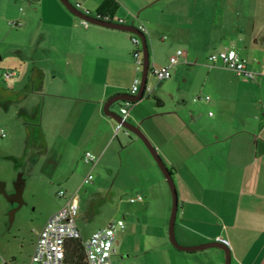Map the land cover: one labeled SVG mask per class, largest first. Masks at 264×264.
Segmentation results:
<instances>
[{"label":"crops","instance_id":"0c3cea01","mask_svg":"<svg viewBox=\"0 0 264 264\" xmlns=\"http://www.w3.org/2000/svg\"><path fill=\"white\" fill-rule=\"evenodd\" d=\"M68 1L125 25H145L150 70L169 66L173 73L130 103L127 121L140 125L173 174L179 196L178 243L196 247L222 242L231 251V264H264V75L248 81L209 60L215 52L232 49L246 58L250 70L264 72L259 50L264 25L258 20L264 16V0ZM1 5L10 20L24 24L9 33L18 40L7 46L0 61L6 56L16 60L18 90L30 88L17 103L20 109L40 108L46 150L34 170L55 157L52 169L69 195L79 197L89 185L100 203L129 193L144 198L128 200L133 219L118 232V264H226L221 249L185 252L173 246V198L164 175L144 143L129 140L124 130L116 135L117 122L104 113L108 100L132 96L141 75L131 33L84 28L60 0H1ZM160 42L167 44L166 61L160 60ZM182 48L186 57L171 66L170 59ZM39 71L43 85L38 91ZM198 95L210 100L194 102ZM125 105L118 102L111 111L122 116ZM86 152L97 156L95 164L83 161ZM78 173L82 179L76 182ZM89 175L93 180L85 184ZM98 229L88 232L85 225V238Z\"/></svg>","mask_w":264,"mask_h":264},{"label":"rangeland","instance_id":"374dc122","mask_svg":"<svg viewBox=\"0 0 264 264\" xmlns=\"http://www.w3.org/2000/svg\"><path fill=\"white\" fill-rule=\"evenodd\" d=\"M258 20L263 26L264 16L259 17ZM14 21L10 20L9 14H7L5 7L1 5L0 0V56L9 44L18 40L15 35L9 36V33L13 30H21L24 27V24L23 27H13L11 23ZM262 29L264 30L263 27H261ZM159 44L162 47L160 60L166 61L168 51L165 47L167 44L163 42ZM254 48L256 46L252 45L253 50ZM259 50L264 56V44L259 47ZM254 51L257 52L258 50L255 49ZM6 71H16V76L20 72L16 60L7 56L0 61V130L4 129L8 133V137L0 141V183L5 185L6 194L14 197L16 195V183L22 178V175L25 176L24 178L27 181L20 198H17L16 201L7 197L0 190V256L9 264H30L38 237L37 233L41 231L48 218L60 211L65 205V199L59 198L58 194L60 191L66 192L67 190L64 183L58 180L57 174H54L55 171L52 169L55 164V157L52 160L44 159L41 161L42 163L40 162L38 168L34 170L40 158L33 163L30 162L29 155L33 151V146L29 149L27 145L32 137L31 128L32 130L37 128L39 121L37 118H32V115L31 118L23 116L17 104L24 100L26 92L29 93L30 88L27 91H19V78L4 79L3 73ZM152 83H157V79L150 72L148 87ZM7 90L15 92L9 94ZM31 112L32 109H30V114H32ZM123 132L120 133V138L123 137ZM129 136V140L130 138L133 140L138 139L131 133H129ZM44 145L45 141L41 135L36 146L39 148ZM26 150H28L27 156L25 155ZM80 179L82 178L78 173L74 177V181L78 182ZM22 180L24 179L22 178ZM78 193L82 211L77 222L84 239H87L83 230L85 225L89 232L93 229L104 228L112 221L121 219L128 224L133 219L134 206L128 201L130 198L136 197L133 193L122 197L121 200L116 199L108 203H100L98 197L94 198L89 185ZM121 245L120 250H122Z\"/></svg>","mask_w":264,"mask_h":264},{"label":"built area","instance_id":"2783aa9c","mask_svg":"<svg viewBox=\"0 0 264 264\" xmlns=\"http://www.w3.org/2000/svg\"><path fill=\"white\" fill-rule=\"evenodd\" d=\"M74 8L86 18L125 25V22L121 19L114 20L108 16L102 15L101 13H93L88 9H84L81 4H75ZM80 24L84 28H88L92 25L86 19H80ZM11 25L13 27H23V23L18 21L12 22ZM137 29L140 33L145 35L147 34L148 30L145 25L140 24ZM130 40L135 47V64L138 71L141 73V75L135 79L131 88V95L135 96L139 93L142 84L144 54L141 38L138 35L131 33ZM183 57H186V50H178L176 55L170 59V65L174 66L178 64L179 59ZM209 60L212 65H221L248 81L255 80L260 75H264V72L258 73L250 70L248 68L246 58L236 50L225 49L223 51L215 52L209 57ZM150 72L159 82L172 78V72L169 66L151 69ZM16 75V71H6L3 73V78L12 79L16 77ZM151 92L152 89L147 85L145 93L150 94ZM203 99L206 101L210 100L208 96L203 97L198 95L194 97V102H199ZM125 103L126 105L121 108V113L124 118L123 120L127 121L130 102ZM123 130L122 124L117 123L116 135ZM7 137L8 133L4 129L0 130V141L6 139ZM97 160V156L91 152H86L83 155V161L86 164H95ZM92 180L93 176L89 175L84 180V183L89 184ZM58 196L59 198L65 199V205L60 209V211L52 215L47 220L41 231L37 233L38 237L30 264H68V254L71 253L73 249L72 245L76 241L81 242L85 256V264H118L115 262L114 256L116 253L118 232L119 230H123L125 228L124 221H112L105 228L98 229L89 238L84 239L77 222L81 208L79 197L76 195H69L65 191H60ZM143 200L144 198L142 196L130 198L131 203ZM0 259V264H9L1 256Z\"/></svg>","mask_w":264,"mask_h":264},{"label":"water","instance_id":"95a60500","mask_svg":"<svg viewBox=\"0 0 264 264\" xmlns=\"http://www.w3.org/2000/svg\"><path fill=\"white\" fill-rule=\"evenodd\" d=\"M64 6L72 12L75 16H77L80 19H86L89 21L92 25L108 28V29H114V30H119V31H124V32H129L135 35H138L141 40H142V45H143V54H144V66H143V73H142V84L140 91L137 95L135 96H130V95H119L115 96L114 98L108 100L104 104V113L108 116L113 118L117 123L122 124V127L124 131H126L127 134L131 133L135 135L139 140H141L152 157L154 158L156 164L160 168L162 174L164 175L170 190L172 192V198H173V208H172V214L170 218V224H169V238L170 242L173 244L174 247L181 251L185 252H195V251H200V250H206V249H211V248H218L221 249L225 252L226 254V264H231V251L228 248V246L222 242H210L201 246H196V247H184L181 246L175 236V224H176V217H177V212H178V205H179V196H178V191L176 187V183L173 177L172 172L168 168V166L165 164L164 160L162 157L159 155L158 151L156 148L152 145V143L149 141V139L146 137L144 132L142 131L140 125H134L130 123L129 121H124L123 117L112 112L111 107L118 103V102H133L136 103L142 98H144V93L145 89L148 85V75L150 73V50L148 46V41L147 37L145 34H142L138 31V29L135 26L132 25H120V24H115V23H110V22H103V21H97L91 18H86L84 17L80 12H78L74 6L68 1V0H60ZM0 190L10 199L13 201H16L17 198H20L24 188H23V180L22 178L16 183V195L14 197H10L9 195L6 194L5 191V185L0 183Z\"/></svg>","mask_w":264,"mask_h":264},{"label":"trees","instance_id":"16d2710c","mask_svg":"<svg viewBox=\"0 0 264 264\" xmlns=\"http://www.w3.org/2000/svg\"><path fill=\"white\" fill-rule=\"evenodd\" d=\"M35 84H36V90H41L42 85H43V74L42 72H37L36 73V77H35ZM21 114L24 116H29L31 118L36 119L39 121V124L37 125V128H31V138L29 140V143L27 145V147L30 149V147L33 146V151L31 152V155H29V160L30 162H35L37 161V159L39 158V156H41V154L45 153V147L44 146H40L39 148H37L36 144H37V140L38 138L42 135L41 133V127H40V108H33L32 109V114H30V111L27 110H21L20 111ZM30 128V125H29ZM34 138H36L34 140ZM33 141V142H32ZM28 154V150H26V156ZM73 249L71 251V253L68 254L67 257V263L68 264H85V256H84V252L82 249V245L80 241H76L73 243Z\"/></svg>","mask_w":264,"mask_h":264}]
</instances>
